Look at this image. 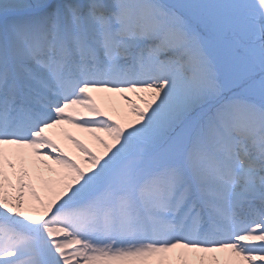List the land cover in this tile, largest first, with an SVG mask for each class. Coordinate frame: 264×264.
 Segmentation results:
<instances>
[{"label":"snow or ice","instance_id":"1","mask_svg":"<svg viewBox=\"0 0 264 264\" xmlns=\"http://www.w3.org/2000/svg\"><path fill=\"white\" fill-rule=\"evenodd\" d=\"M0 264H264V0H0Z\"/></svg>","mask_w":264,"mask_h":264},{"label":"bare ground","instance_id":"2","mask_svg":"<svg viewBox=\"0 0 264 264\" xmlns=\"http://www.w3.org/2000/svg\"><path fill=\"white\" fill-rule=\"evenodd\" d=\"M75 133L76 130H71ZM82 139H85L86 141H88L90 138L88 137V134L86 133H77Z\"/></svg>","mask_w":264,"mask_h":264}]
</instances>
